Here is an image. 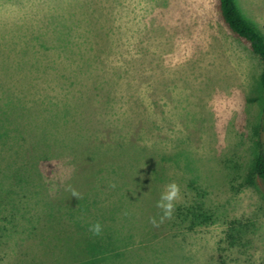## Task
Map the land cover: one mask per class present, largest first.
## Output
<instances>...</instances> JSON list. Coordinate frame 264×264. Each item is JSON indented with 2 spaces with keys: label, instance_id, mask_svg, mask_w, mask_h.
I'll return each instance as SVG.
<instances>
[{
  "label": "rangeland",
  "instance_id": "obj_1",
  "mask_svg": "<svg viewBox=\"0 0 264 264\" xmlns=\"http://www.w3.org/2000/svg\"><path fill=\"white\" fill-rule=\"evenodd\" d=\"M236 3L264 35V0ZM261 73L218 0H0V84L27 106L22 138L0 157L12 190L0 198V264L61 256L67 223L47 246L45 221L27 231L13 210L39 200L33 213L50 202L65 222L81 220L117 248L118 264H264V186L248 180L264 127ZM46 102L68 108L67 123L46 124ZM37 106L48 108L41 119ZM32 160L19 186L12 166ZM173 182L172 217L154 227ZM191 205L212 221L177 225Z\"/></svg>",
  "mask_w": 264,
  "mask_h": 264
},
{
  "label": "trees",
  "instance_id": "obj_2",
  "mask_svg": "<svg viewBox=\"0 0 264 264\" xmlns=\"http://www.w3.org/2000/svg\"><path fill=\"white\" fill-rule=\"evenodd\" d=\"M218 2L219 11L226 26L237 38L243 40L250 46L251 50L259 57L262 63L261 84L263 88L262 106L264 112V35H262L254 27V25L242 15L237 6L236 0H218ZM3 88L4 85L0 84V92H3L2 95H0V146H2L0 148V157L2 152L7 151L5 147H8L10 144L17 143L22 138L20 137V128L22 131L24 129L23 125L20 123V119L23 116V111L26 110L27 107L21 98L13 97L14 95L12 93L5 92V89ZM46 103L48 105L51 104L52 107L49 108L48 111V108L44 110L42 107L37 106L39 109V115L36 116V119H41L44 111H48L47 116L45 117L46 124L59 125L63 121H65L64 123H67L70 114V110L68 108L61 111L59 109H54L55 104H52L51 102ZM48 136L49 133H47V128L45 126L40 141L48 145ZM255 136L257 150L251 171L249 172L248 180L252 184H257L258 181H260L264 186V127L262 125L256 129ZM54 137L55 139L52 140L54 142H58L57 137L53 135V138ZM10 138L12 140H10ZM36 163L37 162L35 161V165ZM33 166V160L25 166H17L14 164L12 166L11 177L13 180H15V183L22 187L27 186V181L29 182V180H26V173H29L30 168ZM11 191V189L3 190L0 180V198H2V196L7 198ZM35 197L37 200H39V193H37ZM9 200L12 202V197H10ZM40 202L41 201L39 200L33 204L27 201H22L17 204L14 201V205L12 206L16 215L26 218L29 224L27 231L30 230V228L32 229V227L37 222L39 223L41 220L45 221L46 226H48L47 232L49 233L47 236L43 235L40 240L45 245L47 244V246L50 244H56L53 242L55 239H58L55 236L57 227H61L66 223L69 225L70 230L68 231V229H62L60 233H63V237L57 241V246L60 247V252L62 253L61 256L54 260L55 262H50L48 264H106L104 262L106 260L112 261L111 264L119 263V253L117 252V248H110L111 245L106 248V243L103 240H100L101 244L98 241H94L92 235L87 233L82 228L84 226L81 220L75 219V222H65V218H63L62 215L63 212L55 214V209L51 206L50 202L45 204L43 203L41 206L42 211L40 213H33L34 210H37V207L40 206ZM177 211L180 212L181 209H178ZM185 211H187V213L182 214L183 216L179 215L177 219V225L189 223L191 226H194L197 222L205 224L212 221V217H214L212 213H206V209L198 207L196 210L193 208V205H191L189 208H186ZM35 217L37 218L35 219ZM39 217L43 218L40 219ZM1 239L2 237L0 236V241ZM109 251L111 252L109 253ZM23 264H44V262L41 261L39 257L34 255V257H30L29 260L24 261Z\"/></svg>",
  "mask_w": 264,
  "mask_h": 264
},
{
  "label": "clouds",
  "instance_id": "obj_3",
  "mask_svg": "<svg viewBox=\"0 0 264 264\" xmlns=\"http://www.w3.org/2000/svg\"><path fill=\"white\" fill-rule=\"evenodd\" d=\"M72 196L79 199V193L75 190L72 191ZM180 189L176 183H169L165 186L164 191L161 192L160 198L156 203V207L161 210L162 215L160 216L159 222L155 217L150 218V223L154 227H159L165 219H171L175 204L174 202L179 199ZM90 231L93 235H99L102 232V226L99 222L92 225Z\"/></svg>",
  "mask_w": 264,
  "mask_h": 264
}]
</instances>
